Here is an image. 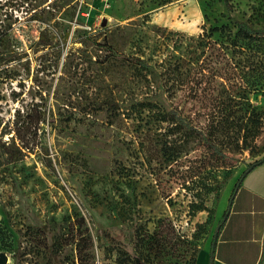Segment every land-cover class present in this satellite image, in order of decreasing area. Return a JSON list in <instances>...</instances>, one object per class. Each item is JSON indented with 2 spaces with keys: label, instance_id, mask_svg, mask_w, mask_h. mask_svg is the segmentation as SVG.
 Here are the masks:
<instances>
[{
  "label": "rangeland",
  "instance_id": "374dc122",
  "mask_svg": "<svg viewBox=\"0 0 264 264\" xmlns=\"http://www.w3.org/2000/svg\"><path fill=\"white\" fill-rule=\"evenodd\" d=\"M228 2L0 0L7 264H198L264 158V0Z\"/></svg>",
  "mask_w": 264,
  "mask_h": 264
},
{
  "label": "crops",
  "instance_id": "0c3cea01",
  "mask_svg": "<svg viewBox=\"0 0 264 264\" xmlns=\"http://www.w3.org/2000/svg\"><path fill=\"white\" fill-rule=\"evenodd\" d=\"M212 250L214 264H264V163L243 178L223 229L198 264H210Z\"/></svg>",
  "mask_w": 264,
  "mask_h": 264
},
{
  "label": "trees",
  "instance_id": "16d2710c",
  "mask_svg": "<svg viewBox=\"0 0 264 264\" xmlns=\"http://www.w3.org/2000/svg\"><path fill=\"white\" fill-rule=\"evenodd\" d=\"M224 5L229 9V7H230V4H229V2H228V0H224ZM236 25H237V27H238V34H240V35H244L245 37L247 36V37H252L256 32H255V30H253L247 23H245V22H236ZM135 63L136 64H138V65H142V66H148V64L146 63V62H144L143 60H141V59H137V60H135ZM188 127V126H187ZM191 131H193L194 133H196V134H198V135H200V137H203V134L201 133V132H199V131H196V130H192L191 129ZM213 149H215V151H216V153H218V154H221L222 155V152H221V150H219L216 146H213ZM263 160V162H264V158L262 159ZM262 160H260V161H257V162H255L254 164H252V165H250L249 167H248V169L243 173V175L241 176V178L239 179V181H238V183L236 184V187H235V189H234V191H233V194H232V197H231V203H232V201H233V199H234V197H235V195H236V193H237V191H238V189L241 187V184H242V180H243V178H244V174H246V173H248L249 171H250V169L253 167V169H255L256 167H258L259 165H261V161ZM252 169V170H253ZM228 212H229V210H228ZM228 212H227V214H228ZM226 219H227V215H225V216H223V218H222V220H221V222H220V224H219V226H218V228H217V231H216V237H218V235L220 234V232H221V230L223 229V227H224V225H225V223H226ZM82 221V223H84V220H81ZM75 237V239L76 240H78V242H77V254H78V259L80 260V262L82 263V261H83V256H84V251H86V250H84V248H83V245H86V236L84 235V234H77V235H75L74 236ZM214 251L212 250V252H211V259H210V264H214Z\"/></svg>",
  "mask_w": 264,
  "mask_h": 264
},
{
  "label": "water",
  "instance_id": "95a60500",
  "mask_svg": "<svg viewBox=\"0 0 264 264\" xmlns=\"http://www.w3.org/2000/svg\"><path fill=\"white\" fill-rule=\"evenodd\" d=\"M261 164L264 163L263 160L260 162ZM253 167L250 169V171H252ZM249 171V172H250ZM248 172V173H249ZM244 174V177L248 174ZM8 263V256H6L5 254H0V264H7Z\"/></svg>",
  "mask_w": 264,
  "mask_h": 264
},
{
  "label": "built area",
  "instance_id": "2783aa9c",
  "mask_svg": "<svg viewBox=\"0 0 264 264\" xmlns=\"http://www.w3.org/2000/svg\"><path fill=\"white\" fill-rule=\"evenodd\" d=\"M82 1H84V0H82ZM91 30V28H89V31Z\"/></svg>",
  "mask_w": 264,
  "mask_h": 264
}]
</instances>
